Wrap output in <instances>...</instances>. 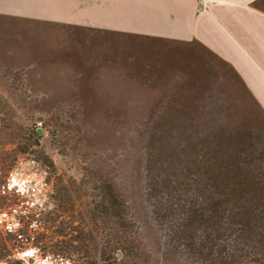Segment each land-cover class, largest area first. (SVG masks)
<instances>
[{
  "label": "rangeland",
  "instance_id": "1",
  "mask_svg": "<svg viewBox=\"0 0 264 264\" xmlns=\"http://www.w3.org/2000/svg\"><path fill=\"white\" fill-rule=\"evenodd\" d=\"M103 194L140 264H264L263 106L198 39L0 15V264L100 262Z\"/></svg>",
  "mask_w": 264,
  "mask_h": 264
},
{
  "label": "crops",
  "instance_id": "2",
  "mask_svg": "<svg viewBox=\"0 0 264 264\" xmlns=\"http://www.w3.org/2000/svg\"><path fill=\"white\" fill-rule=\"evenodd\" d=\"M262 0H0V15L71 27L198 39L230 62L264 108Z\"/></svg>",
  "mask_w": 264,
  "mask_h": 264
},
{
  "label": "trees",
  "instance_id": "3",
  "mask_svg": "<svg viewBox=\"0 0 264 264\" xmlns=\"http://www.w3.org/2000/svg\"><path fill=\"white\" fill-rule=\"evenodd\" d=\"M100 212L104 216L112 218L116 225V234L113 240L103 244L100 250V262L78 261L75 264H140L143 257L139 249L132 244L128 232L132 229L133 223L127 211V204L118 194L106 196L101 199ZM191 218L188 219L185 228L180 230L184 237L190 239L192 234ZM185 246H190L188 243ZM139 260V262H138Z\"/></svg>",
  "mask_w": 264,
  "mask_h": 264
}]
</instances>
